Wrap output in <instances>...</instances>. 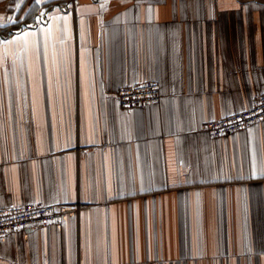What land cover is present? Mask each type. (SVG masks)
Segmentation results:
<instances>
[{
  "label": "crops",
  "instance_id": "crops-1",
  "mask_svg": "<svg viewBox=\"0 0 264 264\" xmlns=\"http://www.w3.org/2000/svg\"><path fill=\"white\" fill-rule=\"evenodd\" d=\"M261 94L264 0H0V208H68L0 264H264Z\"/></svg>",
  "mask_w": 264,
  "mask_h": 264
},
{
  "label": "built area",
  "instance_id": "built-area-1",
  "mask_svg": "<svg viewBox=\"0 0 264 264\" xmlns=\"http://www.w3.org/2000/svg\"><path fill=\"white\" fill-rule=\"evenodd\" d=\"M124 108H145L162 101V88L151 80L122 86L116 92ZM264 119V94L248 110L206 122L202 128L211 137H221L243 130ZM68 208L60 204L26 203L0 208V240L18 230H31L60 222Z\"/></svg>",
  "mask_w": 264,
  "mask_h": 264
}]
</instances>
